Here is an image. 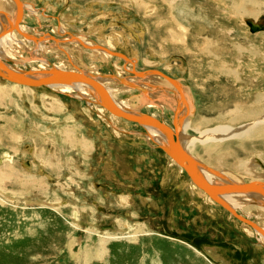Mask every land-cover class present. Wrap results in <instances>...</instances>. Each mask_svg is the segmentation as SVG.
Masks as SVG:
<instances>
[{"label":"rangeland","instance_id":"rangeland-1","mask_svg":"<svg viewBox=\"0 0 264 264\" xmlns=\"http://www.w3.org/2000/svg\"><path fill=\"white\" fill-rule=\"evenodd\" d=\"M28 1L51 5L58 22L42 18L41 29L33 13L28 28L20 24L24 33L32 36V27L59 39L52 31L57 25V32L78 33L81 41L133 59L137 72L157 70L179 80L192 109L185 136L194 145L185 150L234 182H264V136H212L221 127L241 132L264 118L253 121L264 108V32L252 34L245 24H264V0ZM12 5L5 0L0 8L12 15ZM4 39L10 43L4 52L0 43V58L17 68L46 69V62L31 59L43 48L37 56L48 69L109 79L102 84L113 100L172 125L170 104L175 109L180 98L164 79L150 76V83L170 95L143 78L134 83L138 77L121 69L128 63L98 50L60 44L76 65L47 44L29 51L36 44L17 32ZM12 85L0 80V264H264L261 237L196 189L144 127L103 120L92 96L87 102L66 88L16 85L15 92ZM205 135L214 140L201 144ZM229 200L264 229V208Z\"/></svg>","mask_w":264,"mask_h":264},{"label":"water","instance_id":"water-1","mask_svg":"<svg viewBox=\"0 0 264 264\" xmlns=\"http://www.w3.org/2000/svg\"><path fill=\"white\" fill-rule=\"evenodd\" d=\"M17 5V13L14 19V23L8 20L7 25H4L2 28V32H0V37L6 33H10L12 31L19 32V26L22 19L23 6L20 0H13ZM247 25L250 29L251 33H257L260 31H264V24H254L252 20H247ZM21 33V32H20ZM23 35V34H22ZM100 47V46H99ZM104 51H107L111 55L115 57H121L126 60V56L121 53L111 52L104 47H100ZM128 60V59H127ZM30 71V70H29ZM15 72L6 66L2 61H0V76L9 81H16L17 83L30 85V86H86L90 89L91 96L94 97L96 103L109 111L111 114L123 118L126 121L137 123L144 128H153L158 131L160 134L162 133L164 136L166 135L167 142L160 145V148L171 157L180 167H182L192 182L197 185L201 190H203L210 198L220 204L224 209L230 212L238 221L245 223L250 226L254 231L259 233L264 237V229L261 228L258 224L253 222L250 219H247L241 216L230 204H228L222 196L231 195L236 193L242 194H258L264 197V183L261 182H253L249 184H238L227 180V183L224 184H212L209 183L201 174L200 171V163L190 156L182 145L181 139V123L184 121V118L189 115L188 102L185 99L184 89L183 87L173 78H170L163 73L157 70H151L147 72H137L132 71V73L136 77L145 78L146 76H155L159 75L164 79L168 80L178 92L180 97L179 103L175 108V117L173 121L174 131L171 127L158 120L157 118L143 114L141 112H132L130 110H124L120 108L116 102L112 99L110 93L106 90V88L98 81V79H102L101 77L93 76L83 70H71L64 71L61 69H57L54 66H51L50 69L45 70H37L30 72ZM140 75V76H139ZM119 78V77H118ZM123 81V84L129 87L133 86L131 82ZM140 90L144 91V88L138 86ZM166 93V92H164ZM167 94V93H166ZM85 101L90 102V99L83 98ZM217 177H222L223 175L219 172H216L212 169H208Z\"/></svg>","mask_w":264,"mask_h":264},{"label":"bare ground","instance_id":"bare-ground-1","mask_svg":"<svg viewBox=\"0 0 264 264\" xmlns=\"http://www.w3.org/2000/svg\"><path fill=\"white\" fill-rule=\"evenodd\" d=\"M11 1V0H10ZM13 1V0H12ZM11 1V2H12ZM21 1V0H20ZM8 2V1H7ZM13 3H14V1H13ZM15 4V6L17 5L16 3H14ZM9 5V4H8ZM13 6V5H12ZM22 6H23V13H22V19H21V23H22V20H23V14H24V4L22 3ZM1 13H3L4 14V11L2 10V11H0ZM16 13H17V6H16ZM15 17H16V14H15ZM15 17H12V16H9V15H7L6 16V18H7V20H10L12 23H14V19H15ZM249 20V19H248ZM250 20H252V19H250ZM252 22H254V24L256 23V24H259V22H255V21H253L252 20ZM20 23V24H21ZM245 24H246V26L248 27V25H247V19L245 20ZM3 24H2V28H3ZM249 28V27H248ZM250 30V29H249ZM0 32H2V29H1V31ZM14 32H17V31H12V32H10V33H6V34H4L3 36H1L0 37V43H1V45H2V47L4 48V50H2L3 52L5 51V49H6V44H7V42H9V40L8 39H4L7 35H12ZM21 32V33H20ZM262 32H264V31H260V32H257V33H252V34H258V33H262ZM251 33V32H250ZM17 34H20L21 36H23V37H25L26 39H29V41H31V42H33V43H35L36 45V48L37 49H39L40 48V46L43 44V43H45L46 41H51V42H54L55 43V45H57V46H60V44L61 43H66V42H76V41H78V43H80L81 44V46H83L84 48H86V49H90V50H98V51H101V52H104V53H107V54H109L110 56H113V55H111L110 53H108L107 51H104L102 48H100L98 45H93L92 47L91 46H89V45H87L86 43H84V42H81L79 39H78V37L76 38V36H74V35H72V34H70V33H65V34H62V35H65V39H56L55 38V36H53V35H51V34H44L43 35V37L42 38H35V37H33V36H30V35H28V34H26V33H24L22 30H21V28H20V26H19V32H17ZM23 34V35H22ZM3 39V40H2ZM74 40H76V41H74ZM10 43V42H9ZM6 46V47H5ZM2 48V49H3ZM5 54V53H4ZM32 55V60H40V61H44V62H46V64H47V66H48V61L47 60H45L43 57H37L36 55H34L33 56V53L31 54ZM36 56V57H35ZM113 57H115V56H113ZM117 58H121V57H117ZM7 57H4V58H0V61H2L6 66H8L10 69H12L13 71H15V72H28L29 70L32 72V71H37V70H47L48 69V67L46 66L45 68L46 69H36V70H32V69H28V71L27 70H23V69H20V68H17L13 63L12 64H10L9 63V61H7ZM121 59H123V58H121ZM128 59V60H127ZM8 60H10V59H8ZM34 60V61H35ZM124 60V59H123ZM11 61V60H10ZM126 63H131V59L129 58V57H127L126 56V60H124ZM23 62H25V61H23ZM132 64H133V66L135 67V62H134V60L132 59ZM127 64V65H128ZM127 65H125L124 66V70L125 71H127V73L128 72H130V71H136L135 70V68H133L132 70H129V69H127ZM76 66V65H75ZM72 70H73V68H72ZM29 71V72H30ZM64 71H71V70H64ZM87 73H89L88 71H87ZM116 76H118L117 74H116ZM140 76V75H139ZM155 76H159V75H155ZM167 76V75H166ZM159 77H161V76H159ZM0 78L1 79H3V80H5V81H7V82H9V83H12V84H15V85H18V86H21V87H29V88H44L45 86H37V87H35V86H30V85H24V84H20V83H17L16 81H14V82H12V81H9V80H7V79H4L3 77H1L0 76ZM142 78V77H141ZM162 79H164L163 77H161ZM138 79V78H137ZM139 79H140V77H139ZM139 79L138 80H135V82L134 83H136V81H139ZM143 79H151L150 77H148V76H146L145 78H143ZM105 80H109V79H105V78H102V79H98V81L102 84V81H105ZM119 80H121V78H120V76H119ZM118 80V83L120 82ZM169 85H172V83H170L168 80H166V79H164ZM176 80V79H175ZM177 82L179 81V80H176ZM145 84H148V85H146V86H149V87H151V88H153V89H157V88H159V87H157V86H153V85H151V84H149V83H145ZM103 85V84H102ZM133 85V84H132ZM173 86V85H172ZM54 87H58V88H66V89H68V90H71V91H74L75 92V94H77L78 96H82V97H84V98H87V99H90L91 98V91H90V89L88 88V87H86V86H83V85H80V86H51V87H48V88H50L51 90H53V91H55V89H54ZM105 87V86H104ZM144 87V86H143ZM106 88V87H105ZM173 88H175L174 86H173ZM160 89V88H159ZM106 90L108 91V89L106 88ZM81 91H83V93L81 92ZM164 91L165 90H162V88L158 91V92H163L164 93ZM61 92V91H60ZM59 92V93H60ZM157 92V91H156ZM65 95H72L71 93H65V92H63ZM90 93V94H89ZM167 93V92H166ZM166 93H164V94H166ZM185 93V92H184ZM73 95L74 97H77V95ZM169 94V93H168ZM178 94V92H176V95ZM186 94V93H185ZM110 95H111V93H110ZM113 95V94H112ZM151 95H153V94H151ZM170 95V94H169ZM175 94H174V96H176ZM187 96V95H186ZM185 96V99H187L188 97H186ZM90 97V98H89ZM111 97H113V96H111ZM164 98L163 99H169V98H171V99H173V96H163ZM177 98H180V97H178L177 96ZM177 100H178V103H179V99H176L175 100V104H177ZM188 101H189V103H190V100L189 99H187ZM186 100V101H187ZM91 101V100H90ZM115 101V100H114ZM116 102V104L120 107V108H122V109H124V110H130V111H132V112H134L131 108H129L128 106H123L124 104H121L120 102H117V101H115ZM149 104H152L151 102H149ZM168 105V104H167ZM178 105V104H177ZM169 106V105H168ZM170 106L172 107V111H173V113H174V115H173V119H172V126H169V127H173L172 129H173V131H174V125H173V121H174V117H175V109H174V107H173V105L172 104H170ZM91 108V107H90ZM102 108V110L103 111H107L106 109H104L103 107H101ZM92 109V108H91ZM188 109H189V111L191 112L192 111V109H191V107L189 108V105H188ZM261 110H263V112L258 116V117H255V118H253V121L254 120H257V119H260L261 117H263L264 116V108H262ZM109 114H111L109 111H107ZM111 115H113V114H111ZM191 115V113H189V115L188 116H186L185 118H184V121L181 123V139H182V141H183V147H184V150L185 149H188V148H190L192 145H194V138L193 139H191L190 137H188L187 139H186V134H185V131H186V129L189 127L188 125H187V123H185V121H186V119L189 117ZM115 116V115H114ZM115 117H117V116H115ZM120 118V117H119ZM156 118V117H155ZM159 120V119H158ZM161 121V120H160ZM164 123V122H163ZM137 124V123H136ZM166 124V123H165ZM184 124V125H183ZM139 125V124H138ZM167 125V124H166ZM183 125V126H182ZM151 129H153V128H145V130L148 132V136H149V138L150 139H152L157 145H158V147L160 146V145H162V144H164V143H166L167 142V138H166V135L164 136L162 133L161 134H159V133H156L155 131V129H153V130H151ZM236 130H231V131H229V129H227V128H224V127H221L220 129H217L216 131H214V134L212 135L214 138H237V139H239V140H242V139H253V138H260V137H262V136H264V118H263V120L260 122V123H257V124H254V125H252V126H248L247 128H245L243 131H241V132H238V131H236ZM150 132H153V133H155V134H159L160 136V138L161 139H158V140H156V139H154V138H152V136H151V134H150ZM158 132V131H157ZM186 135V136H185ZM151 136V137H150ZM162 136H163V138H164V140L162 139ZM212 136H210V135H205V136H202L201 137V140L202 141H200L201 142V144H203V142H207V141H212V140H214V139H212L213 137ZM199 142V143H200ZM186 146V147H185ZM186 152L190 155V156H192L193 158H195L201 165H200V171H201V174H202V176L209 182V183H212V184H224V183H227L228 181L227 180H229V181H231V182H234V181H232L230 178H228L227 176H225V175H223L221 172H219V173H221L223 176L222 177H217V176H215L212 172H210L208 169H210L209 168V166L208 167H202L203 165L202 164H204V163H202L201 161H199L196 157H194L193 155H191L187 150H186ZM166 154V153H165ZM167 155V154H166ZM168 156V155H167ZM169 157V156H168ZM171 158V157H170ZM172 159V158H171ZM172 161H174L173 159H172ZM257 161L258 160H255L254 161V163L255 164H258L257 163ZM174 163H176L175 161H174ZM177 164V163H176ZM27 165L29 166V163H27ZM178 165V164H177ZM179 166V165H178ZM207 166V165H206ZM180 167V166H179ZM182 168V167H181ZM183 169V168H182ZM184 170V169H183ZM249 170H250V168H249ZM185 171V170H184ZM186 172V171H185ZM4 173V172H3ZM2 174V173H1ZM187 174V173H186ZM205 174L207 175V176H205ZM188 175V174H187ZM6 176H8V175H6ZM4 177V176H3ZM189 177V176H188ZM190 178V177H189ZM192 181V180H191ZM193 183V182H192ZM234 183H237V182H234ZM261 183H264V182H261ZM194 184V183H193ZM238 184H242V183H238ZM195 185V184H194ZM196 187H197V185H195ZM199 190H201L199 187H197ZM210 200H212L215 204H217V205H219V206H221L220 204H218L216 201H214L212 198H210L203 190H201ZM227 197V198H226ZM222 199H224L228 204H230L234 209H235V207L231 204V202H230V200L228 201V199H232V200H236V201H239V202H241V203H244V205H248V206H258V207H260V208H264V197H262V196H260V195H258V194H255V193H252V194H242V193H236V194H231V195H224V196H222ZM222 207V206H221ZM223 208V207H222ZM224 209V208H223ZM224 210H226V209H224ZM227 211V210H226ZM228 212V211H227ZM228 213H230V212H228ZM231 214V213H230ZM232 215V214H231ZM243 223V222H242ZM245 224V223H244ZM256 232V231H255ZM259 234V233H258ZM260 235V234H259ZM260 236H262V235H260ZM263 238V239H262ZM262 238H261V242H263V243H261L260 242V244H261V246L264 248V237L262 236ZM102 252V251H101Z\"/></svg>","mask_w":264,"mask_h":264},{"label":"flooded vegetation","instance_id":"flooded-vegetation-1","mask_svg":"<svg viewBox=\"0 0 264 264\" xmlns=\"http://www.w3.org/2000/svg\"><path fill=\"white\" fill-rule=\"evenodd\" d=\"M12 1V0H11ZM21 2H29V3H32V4H35L36 5V9L38 10V11H36L37 12V15L39 16L40 15V13H41V10H43V9H49V7L50 6H45V8H42V7H37V5L38 4H36V3H34V2H32V1H28V0H21ZM2 3H4V0H2ZM12 4H13V6H14V14H12V15H14V17H15V14H16V6H15V4L13 3V1L11 2ZM12 6V7H13ZM1 9V8H0ZM47 9L45 10V12L47 11ZM52 9V8H51ZM0 11H2V9L0 10ZM35 12V11H34ZM7 15H9V16H12V15H10V14H8V13H1L0 12V31H1V29H2V24L3 25H7V18H6V16ZM24 15V14H23ZM25 15L27 16V12H26V10H25ZM45 15H47L48 16V18L46 19V20H52V22L53 21H56L55 20V18H56V15H52V14H50L49 13V11H48V13H45ZM46 16V17H47ZM30 16L28 15L26 18H25V21H26V23H27V21H28V18H29ZM31 18V17H30ZM31 19H33V18H31ZM4 20H6V23H5V21ZM43 20H45V18H43ZM43 20H42V23L40 24V25H42L43 24ZM23 21V20H22ZM4 22V23H3ZM56 22H58V21H56ZM24 25H25V22H24ZM23 25V26H24ZM27 25H29L28 23H27ZM54 27L52 28L53 30V32H55L56 34H59V36L60 35H62V33L58 30V32L56 31V27H58L57 25H53ZM43 28V25H42V27H41V29ZM36 30H37V28H36ZM36 30H35V28H32V27H30V30H29V32L32 34V36L33 35H37L38 37L37 38H42V36H43V34H42V32H41V34H38V33H36ZM34 31V32H33ZM44 32V31H43ZM45 34H51V35H53L54 36V34H52L51 32H49L48 33V31H46V32H44ZM72 34H74V33H72ZM74 35H76V38L78 37V39L79 38H81L80 36V34L78 35V33L77 34H74ZM65 36V35H64ZM63 35H62V38H59V39H65V37H64ZM55 38L58 40V38L55 36ZM82 39V38H81ZM80 40V39H79ZM74 41H76V40H74ZM81 41V40H80ZM89 41V42H88ZM88 41L87 40H83V41H81V42H84V43H86L87 45H89V46H93V44L94 43H92V42H90L91 40L90 39H88ZM53 46H55V48H56V50L57 51H59V54H61L64 58H65V61H66V58L67 59H69V60H72V58L69 56V55H64V54H62L64 51H65V49H59L60 47L59 46H57V45H55V43L54 42H51V41H49ZM46 45L47 44V41L45 42V43H43L42 45ZM49 44V43H48ZM66 44H68V45H76L77 47H78V49L80 50V51H83L84 49H86V48H84L83 46H81V44L80 43H78V41H76V42H66V43H61V46H62V48L63 47H65V45ZM41 45V46H42ZM95 45V44H94ZM34 47H35V45H34ZM102 47H104V46H102ZM48 49V48H47ZM106 49H108L109 51H111V52H115V51H113L111 48H106ZM88 50H90V49H86V51H88ZM24 52V51H23ZM42 52H44V51H42V50H39L38 51V53L36 54V56L38 55V54H40V53H42ZM99 53H102V54H104V55H106V56H109V57H112V56H110L109 54H107V53H104V52H101V51H99ZM24 57V56H23ZM37 57H39V56H37ZM46 60V59H45ZM23 61H26V58L24 57V59H23ZM43 63H44V61H42ZM72 63H73V61H71ZM135 62V61H134ZM133 62H132V60H131V65L133 66V64H132ZM46 64V63H45ZM74 64V63H73ZM137 64V63H136ZM136 64H135V67L133 66L132 68H136ZM47 65V64H46ZM44 67H46L45 65H43ZM124 66H125V64L123 65V68H121V69H123V71H125L124 70ZM128 66V65H127ZM59 67V66H58ZM60 68V67H59ZM40 69H43V68H40ZM61 70H63L62 68H60ZM72 70L71 68H67V69H64V70ZM128 69V68H127ZM159 76H157V78H158ZM159 78H161V77H159ZM162 79V78H161ZM136 80H138V79H136ZM140 80V79H139ZM146 82H148L149 84H152V83H150V80H152V79H144ZM137 82V81H136ZM172 86V85H171ZM108 89V88H107ZM173 89H175V88H173ZM176 90V89H175ZM71 91V90H70ZM112 91H114V90H112ZM68 93H70L69 91H67ZM108 92L109 93H111V91H110V89H108ZM176 92H177V90H176ZM162 93V92H161ZM163 94V93H162ZM168 94V93H167ZM155 96H157L156 94H155ZM160 104H161V102H160ZM128 105H130V104H128ZM93 110H95L94 109V107H92V109H91V111L94 113V114H96ZM97 110V109H96ZM102 111V113L100 114L102 117L101 118H103V120H106L105 118H111V117H113V119H116V118H118V119H120V120H125V119H123V118H119V117H116L115 118V116L114 115H111V114H109L107 111H103V110H101ZM134 112H137V111H134ZM108 114V115H107ZM126 121V120H125ZM188 121V120H187ZM186 122V121H185ZM138 125V124H137ZM184 125V124H183ZM182 125V126H183ZM169 126V125H168ZM172 126V125H171ZM173 128V127H172ZM147 134H148V132H147ZM151 134V136H153L152 135V133H150ZM150 136V137H151ZM148 137V136H147ZM149 138V137H148ZM145 139L147 140V138L145 137ZM170 158V157H169ZM171 159V158H170ZM171 162L172 163H174V161H172V159H171ZM28 163V162H27ZM26 163V164H27ZM174 164H176V163H174ZM177 165V164H176ZM27 167H28V165H27ZM179 168V167H178ZM181 168V167H180ZM182 172V171H181ZM186 173V172H185ZM188 176V175H187ZM191 180V179H190ZM192 182V181H191ZM194 185V184H193ZM195 186V185H194ZM196 187V186H195ZM196 189H198L197 187H196ZM207 199L210 201V202H213L212 200H210L208 197H207ZM214 203V202H213ZM215 204V203H214ZM231 204H233V202L231 203ZM217 205V204H216ZM219 206V205H218ZM233 206L235 207V205L233 204ZM221 207V206H220ZM237 208V206L235 207V209ZM236 210H239V208L238 209H236ZM243 215H241V216H243V217H245V218H247V219H250V220H253L249 215L247 216L245 213H242ZM249 217V218H248ZM245 226H247L249 229H251L257 236H259V237H261L262 238V236H260L257 232H255L254 231V229H252L250 226H248V225H246V224H244ZM263 239V238H262ZM263 243V242H262ZM263 248V247H262ZM264 249V248H263Z\"/></svg>","mask_w":264,"mask_h":264},{"label":"crops","instance_id":"crops-1","mask_svg":"<svg viewBox=\"0 0 264 264\" xmlns=\"http://www.w3.org/2000/svg\"><path fill=\"white\" fill-rule=\"evenodd\" d=\"M5 1V0H4ZM2 1L0 0V3H1ZM23 4H24V8H26L27 9V16L29 15L31 18H33V13H34V15H35V17L37 18V23H39V24H41V22H42V18H45V19H47L48 18V16L47 15H45V13H48V9H47V11L45 12V10L46 9H43V10H41V13H40V15L38 16L37 15V12L36 11H38L37 9H36V6H35V4H32V3H29V2H22ZM28 5H32V7L33 8H35V12H32V7H29ZM50 7L52 8V6L50 5ZM25 10V9H24ZM14 14V13H13ZM13 16V15H12ZM26 15H25V11H24V15H23V24H22V27H24V28H28V26H27V23H26V21H25V18L27 17ZM47 16V17H46ZM35 20V19H34ZM24 22H25V25H24ZM24 25V26H23ZM41 27H42V25H41ZM20 45V44H19ZM47 45L49 46V47H47L48 49H46V50H52L51 48H55V46H53L51 43H47ZM27 46H30V45H27ZM32 46V49H29V51H31L32 52V50L34 49V46L33 45H31ZM22 47V46H21ZM28 48V47H27ZM26 48V52H27V49ZM73 48V47H72ZM24 49V48H23ZM22 49V50H23ZM41 50H44L43 48H41ZM75 51V49H72L71 51ZM49 51H47V52H49ZM73 51V52H74ZM71 53V52H70ZM41 54V53H40ZM34 55H36V54H33V56ZM72 56H74L73 54H72ZM39 57H40V55H39ZM72 61H73V63L74 64H76L75 63V59H74V57H72ZM77 65V64H76ZM0 80H2L1 78H0ZM5 81V80H4ZM5 82H7V81H5ZM12 86H14V90H15V92H16V85L14 84V85H12ZM103 86H105L104 84H103ZM17 87H20V86H17ZM106 87V86H105ZM26 89H27V87H25ZM107 88V87H106ZM29 89H34V88H29ZM6 90H8V89H6ZM59 90V89H58ZM58 90H56L55 89V91H58ZM9 91V93H12L11 91H12V89H11V87H10V90H8ZM65 93H68V92H65ZM14 94V93H13ZM54 105V104H53ZM55 106L56 107H58L59 106V104H58V102L57 103H55ZM56 110V109H55ZM45 111H53V107L51 108V109H46L45 108ZM57 112H60V111H57ZM62 112V111H61ZM66 134V133H65ZM26 165V167H27V164H25ZM29 167V166H28Z\"/></svg>","mask_w":264,"mask_h":264}]
</instances>
